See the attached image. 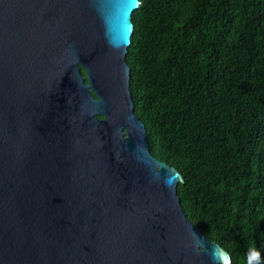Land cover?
Returning a JSON list of instances; mask_svg holds the SVG:
<instances>
[{
  "label": "water",
  "instance_id": "water-1",
  "mask_svg": "<svg viewBox=\"0 0 264 264\" xmlns=\"http://www.w3.org/2000/svg\"><path fill=\"white\" fill-rule=\"evenodd\" d=\"M139 6L0 0V264H230L134 112Z\"/></svg>",
  "mask_w": 264,
  "mask_h": 264
},
{
  "label": "trees",
  "instance_id": "trees-1",
  "mask_svg": "<svg viewBox=\"0 0 264 264\" xmlns=\"http://www.w3.org/2000/svg\"><path fill=\"white\" fill-rule=\"evenodd\" d=\"M139 2L126 62L151 153L230 264H264V0Z\"/></svg>",
  "mask_w": 264,
  "mask_h": 264
}]
</instances>
